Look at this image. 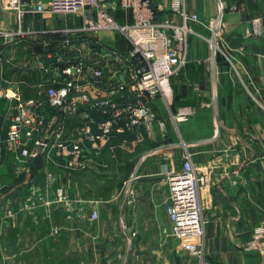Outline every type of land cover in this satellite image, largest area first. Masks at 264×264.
<instances>
[{
	"label": "crops",
	"instance_id": "crops-1",
	"mask_svg": "<svg viewBox=\"0 0 264 264\" xmlns=\"http://www.w3.org/2000/svg\"><path fill=\"white\" fill-rule=\"evenodd\" d=\"M12 3L0 0V30L17 27ZM187 5L203 20L223 9L225 29L217 51L205 40L192 37L189 61L171 79L172 111L158 96L143 98L152 115L136 125L123 122L125 131L114 136L113 148L89 149L83 166L55 170L56 181L47 193L53 199L48 196V200H58L60 192L66 194L72 243L86 256V264H189L182 240L164 230L169 226L166 205L170 193L165 172L181 167L185 146L207 177L202 201L208 259L216 264H264V251L246 249L253 230L264 223V34L251 33V20H264V0H187ZM76 23V18L63 14L29 12L24 18V34L12 40L0 36L2 139L18 111L17 100L5 96L2 89L18 88L24 98L43 95L40 112L45 123L61 118L47 101L46 80L52 64L41 56L62 58L66 54L63 48L68 55L83 44L96 60L105 52L104 48L96 50L93 38L87 35L71 38L72 45L65 48L62 29ZM200 25L208 32L206 24ZM102 37L108 46H128L111 34ZM86 88L95 97L107 95L109 87L89 84ZM90 116L97 121L108 117L97 109ZM82 122L78 116H70L67 128L72 131ZM92 125L97 131L96 123ZM3 153L1 174L9 169L16 176L29 177L21 192L10 196L8 189L0 199V211L12 206L13 224L17 225L19 220L29 221L28 216L17 213V196L32 184L43 185L44 158L32 157L18 173L14 155L5 148ZM7 185L2 183L1 188ZM52 204L56 207L61 202ZM41 206L48 207L43 202ZM95 209L99 217L93 219ZM59 227L57 231L62 232L63 226ZM18 231L12 228L6 235L16 236Z\"/></svg>",
	"mask_w": 264,
	"mask_h": 264
},
{
	"label": "built area",
	"instance_id": "built-area-1",
	"mask_svg": "<svg viewBox=\"0 0 264 264\" xmlns=\"http://www.w3.org/2000/svg\"><path fill=\"white\" fill-rule=\"evenodd\" d=\"M11 7L17 12V27L0 30V36L8 40L24 34L27 13L52 12L79 22L62 29L65 48L71 44V38L87 35L93 38L96 50H105L96 60L88 55L86 44L74 47L68 55V49L63 48L64 57H55L56 60L49 63L52 73L46 80L47 101L61 115L55 121L45 123L40 112L43 95L24 98L18 88L2 89L5 96L17 100L18 111L11 117L5 139L0 137V172L4 148L14 155L18 173L25 170V162L41 155L44 158L43 185L32 184L27 188L31 192L27 204L33 201L35 205L68 203L66 194L61 192L58 200H48L49 189L56 181L55 170L83 166L86 164L84 154L89 149L105 145L113 148L114 136L125 131L123 122L136 125L152 115L151 107L143 98L149 100L158 96L172 111L171 79L187 65L192 37L205 40L217 51L221 49L220 39L225 29L223 9L217 16L203 20L197 12L189 10L187 0H13ZM251 23L253 35L264 34L262 18H254ZM200 24H206L208 32L199 28ZM104 31L119 34L128 46H108L101 35ZM89 84L97 88L108 84L107 95L90 96L86 88ZM93 109L108 117L101 121L92 119ZM70 116L83 120L72 131L66 123ZM92 123H96L97 131L93 130ZM182 158L181 167L165 172L170 193L166 205L169 226L164 230L182 240L184 252L193 256L197 264H216L206 254L207 220L202 188L207 177L195 165L186 146ZM17 197L23 199L22 195ZM6 209L8 215L13 216L12 206ZM98 217L99 211L95 209L91 218ZM246 249L264 251V223L253 230Z\"/></svg>",
	"mask_w": 264,
	"mask_h": 264
},
{
	"label": "rangeland",
	"instance_id": "rangeland-1",
	"mask_svg": "<svg viewBox=\"0 0 264 264\" xmlns=\"http://www.w3.org/2000/svg\"><path fill=\"white\" fill-rule=\"evenodd\" d=\"M105 34H111L115 39L119 38V34L115 32L104 31L101 35L105 36ZM22 177L23 182L29 179L27 175ZM25 190L27 191L22 193L23 199H17V213L28 216L29 221L19 220L18 223L16 221L17 225H14V217L8 215V210L0 211V264H86V256L80 254L77 245L72 243L68 203L63 201L56 207L52 204L39 208V205L37 203L35 205L33 201L27 204V196L31 192ZM5 193L7 190L4 187L0 188V199ZM30 202L34 205L27 208L26 205H31ZM60 224L63 226L62 232L56 229V227L60 228ZM22 226L25 235H22ZM12 228L19 229L18 235L8 237L6 233ZM183 255L187 258V263L195 264L193 256L186 252Z\"/></svg>",
	"mask_w": 264,
	"mask_h": 264
},
{
	"label": "trees",
	"instance_id": "trees-1",
	"mask_svg": "<svg viewBox=\"0 0 264 264\" xmlns=\"http://www.w3.org/2000/svg\"><path fill=\"white\" fill-rule=\"evenodd\" d=\"M3 159H4V153H3ZM0 178H1L0 180L2 181L1 183H3V184L7 183L8 184L5 189L6 190H8V189L10 190L11 189L10 196L15 195V194H17V193L22 191L21 190V186L24 183L22 181L23 180L22 176H16L13 173V171H10L9 169H6V170L2 171V174H1Z\"/></svg>",
	"mask_w": 264,
	"mask_h": 264
},
{
	"label": "water",
	"instance_id": "water-1",
	"mask_svg": "<svg viewBox=\"0 0 264 264\" xmlns=\"http://www.w3.org/2000/svg\"><path fill=\"white\" fill-rule=\"evenodd\" d=\"M40 59L42 60H45V62L46 63H51V62H54L55 60H56V58L55 57H50V56H48V55H43V56H41L40 57ZM106 72L107 73H109V70H108V68L106 69ZM144 100L146 101V98H144Z\"/></svg>",
	"mask_w": 264,
	"mask_h": 264
}]
</instances>
